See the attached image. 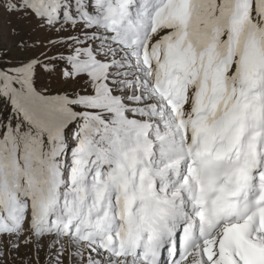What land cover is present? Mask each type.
<instances>
[{
	"label": "snow or ice",
	"instance_id": "snow-or-ice-1",
	"mask_svg": "<svg viewBox=\"0 0 264 264\" xmlns=\"http://www.w3.org/2000/svg\"><path fill=\"white\" fill-rule=\"evenodd\" d=\"M0 264H264V0H0Z\"/></svg>",
	"mask_w": 264,
	"mask_h": 264
}]
</instances>
